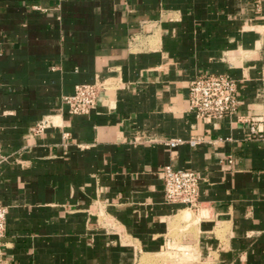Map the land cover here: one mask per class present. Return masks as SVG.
<instances>
[{
    "label": "crops",
    "instance_id": "crops-1",
    "mask_svg": "<svg viewBox=\"0 0 264 264\" xmlns=\"http://www.w3.org/2000/svg\"><path fill=\"white\" fill-rule=\"evenodd\" d=\"M219 73L236 109L196 119L188 82ZM166 164L198 173L195 208L163 201ZM0 205V264H264V0H0Z\"/></svg>",
    "mask_w": 264,
    "mask_h": 264
},
{
    "label": "built area",
    "instance_id": "built-area-1",
    "mask_svg": "<svg viewBox=\"0 0 264 264\" xmlns=\"http://www.w3.org/2000/svg\"><path fill=\"white\" fill-rule=\"evenodd\" d=\"M103 89L102 82L80 83L73 86V92L64 96L66 110L70 114H86L97 103L98 94ZM235 83L225 73L203 74L194 77L188 82V106L196 119L208 120L221 118L235 111L237 99ZM255 119H249V130L257 133ZM51 122L42 118L29 128V134H40ZM180 138H171L166 141L170 147L181 143ZM197 139L190 138L188 143L193 146ZM163 201L176 203L183 207L195 208L197 205L199 175L189 169H174L169 164L161 168ZM6 207L0 205V238L5 231Z\"/></svg>",
    "mask_w": 264,
    "mask_h": 264
},
{
    "label": "rangeland",
    "instance_id": "rangeland-1",
    "mask_svg": "<svg viewBox=\"0 0 264 264\" xmlns=\"http://www.w3.org/2000/svg\"><path fill=\"white\" fill-rule=\"evenodd\" d=\"M175 242L177 241L175 240ZM167 247L162 251L154 253H137L134 260L130 264H182V261L185 260L186 257L180 254L179 248L176 246L167 249ZM141 257L146 259V263H141Z\"/></svg>",
    "mask_w": 264,
    "mask_h": 264
},
{
    "label": "bare ground",
    "instance_id": "bare-ground-1",
    "mask_svg": "<svg viewBox=\"0 0 264 264\" xmlns=\"http://www.w3.org/2000/svg\"><path fill=\"white\" fill-rule=\"evenodd\" d=\"M144 262L146 263V259H144V257H141V263H144Z\"/></svg>",
    "mask_w": 264,
    "mask_h": 264
}]
</instances>
